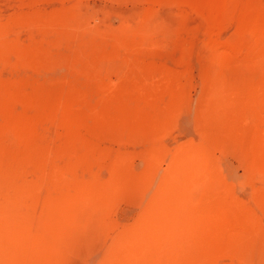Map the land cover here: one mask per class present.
I'll return each mask as SVG.
<instances>
[{"label": "rangeland", "instance_id": "obj_1", "mask_svg": "<svg viewBox=\"0 0 264 264\" xmlns=\"http://www.w3.org/2000/svg\"><path fill=\"white\" fill-rule=\"evenodd\" d=\"M0 264H264V0H0Z\"/></svg>", "mask_w": 264, "mask_h": 264}, {"label": "bare ground", "instance_id": "obj_2", "mask_svg": "<svg viewBox=\"0 0 264 264\" xmlns=\"http://www.w3.org/2000/svg\"><path fill=\"white\" fill-rule=\"evenodd\" d=\"M7 51V50H6ZM262 178V177H261Z\"/></svg>", "mask_w": 264, "mask_h": 264}]
</instances>
